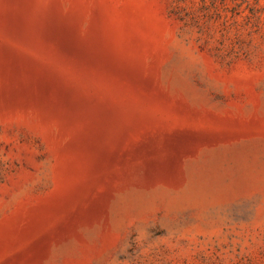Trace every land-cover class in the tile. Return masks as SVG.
<instances>
[{
    "label": "rangeland",
    "instance_id": "rangeland-1",
    "mask_svg": "<svg viewBox=\"0 0 264 264\" xmlns=\"http://www.w3.org/2000/svg\"><path fill=\"white\" fill-rule=\"evenodd\" d=\"M0 264H264V0H0Z\"/></svg>",
    "mask_w": 264,
    "mask_h": 264
}]
</instances>
